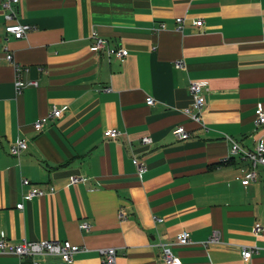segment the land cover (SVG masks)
I'll return each mask as SVG.
<instances>
[{
  "label": "crops",
  "instance_id": "0c3cea01",
  "mask_svg": "<svg viewBox=\"0 0 264 264\" xmlns=\"http://www.w3.org/2000/svg\"><path fill=\"white\" fill-rule=\"evenodd\" d=\"M14 11L8 21L0 2V236L70 242L83 248L73 264H102L106 248L118 250L117 264H165L161 245L189 231L190 246L172 247L182 264H264V232L255 233L264 227V172L244 186L249 164L231 156L230 140L250 151L264 140L255 123L264 110V0H23ZM14 24L32 30L16 39L6 32ZM94 32L128 57L93 52ZM6 51L38 87L17 93ZM191 82L208 83L203 126L184 114ZM54 107L63 116L36 131ZM179 125L188 140L175 138ZM111 129L122 136L106 138ZM20 139L29 148L16 157ZM134 156L148 168L142 179ZM23 179L56 193L25 202ZM214 232L223 244L205 248ZM244 246L258 249L248 263ZM36 262L64 264L0 253V264Z\"/></svg>",
  "mask_w": 264,
  "mask_h": 264
},
{
  "label": "built area",
  "instance_id": "2783aa9c",
  "mask_svg": "<svg viewBox=\"0 0 264 264\" xmlns=\"http://www.w3.org/2000/svg\"><path fill=\"white\" fill-rule=\"evenodd\" d=\"M23 0H0L2 6L7 10L6 19L12 21L16 18L14 11V6L19 5ZM186 23V18L177 19V29L179 31L184 29ZM204 22L202 20L196 22L198 28L202 27ZM165 29L166 25H162ZM32 30L29 25L14 24L9 25L6 28V32L12 35L16 39H22L27 36V34ZM92 39L94 44L92 46V51L95 53H100L105 51L109 57L115 56L120 60H124L128 57L129 51L124 48H112L109 42L100 37L96 32L92 34ZM7 63L14 66L16 72V90L18 94H22L26 87H38L37 81L25 82L21 78V73L23 67L20 64L15 63L13 55L10 51L5 52V57ZM2 58L0 57V64ZM184 62H178L177 68H184ZM208 90L207 82H191L189 86L190 94L192 95L193 103L192 105L184 111V114L193 122L203 126V111L206 106V96L205 92ZM148 105H154V99L149 97L147 99ZM65 109L54 107L52 111L45 117L39 119L34 124L36 131L41 132L48 125L51 120L60 119L64 114ZM256 126H264V110L261 106L256 109ZM175 138L179 141H185L190 138V133L186 130L184 126H176L173 130ZM104 136L109 139L117 140L122 136V133L116 129H111L105 132ZM232 142L231 156H239L242 160L249 164V171L244 177L242 184L244 186L250 185L255 182L260 177V172H264V140L258 141L255 149L253 151L246 150L238 142L230 139ZM142 143L144 145L152 144L151 138H143ZM29 148V142L27 139H20L15 144L12 145L10 152L13 156L21 157ZM133 164L136 167L139 177L142 179L147 173L148 168L146 164L138 157L134 156L132 158ZM87 182L85 177H71L70 184L77 185ZM22 186L25 188L26 194L24 195V201H32L35 198H43L48 195L56 193V189L53 186L41 187L34 185L29 179L22 180ZM19 210L24 209V203L17 205ZM124 217L122 214L121 218ZM80 229L86 233L91 231V225L87 222L80 224ZM264 232V227L261 224H256L255 233L260 235ZM192 244L191 233L189 231H183L174 240L172 244L161 245L162 250V260L165 264H182L181 259L174 253L172 247H188ZM223 244L221 240V235L219 232H214L213 235L206 241L203 246L209 248L211 246ZM83 248L79 246H74L70 242H55V241H28L25 240L20 244L10 243L4 234L0 236V253L9 254L17 256L19 258H37L43 256H58L62 259L64 264H73L75 255L81 252ZM241 254L246 263L250 262L254 254L258 253L257 248L241 247ZM102 256V264H117L118 250L116 248H106L99 251ZM36 264H38L36 262Z\"/></svg>",
  "mask_w": 264,
  "mask_h": 264
}]
</instances>
